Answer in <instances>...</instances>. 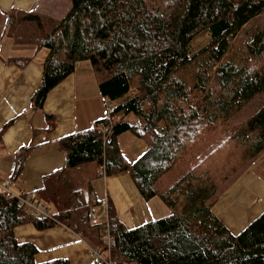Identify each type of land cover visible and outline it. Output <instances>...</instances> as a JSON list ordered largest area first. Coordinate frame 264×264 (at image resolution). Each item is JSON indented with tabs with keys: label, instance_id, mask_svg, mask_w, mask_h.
I'll return each mask as SVG.
<instances>
[{
	"label": "trees",
	"instance_id": "16d2710c",
	"mask_svg": "<svg viewBox=\"0 0 264 264\" xmlns=\"http://www.w3.org/2000/svg\"><path fill=\"white\" fill-rule=\"evenodd\" d=\"M6 15L5 33L16 45L47 51L32 108L42 109L89 61L110 111L59 139L65 165L44 175L37 195L54 207L52 219L0 194V264H72L37 263L36 245L16 237L20 225L61 223L103 246L106 222L117 264H264V212L235 234L213 211L264 154V0H70L58 19L14 9ZM202 32L209 41L192 53ZM45 117L52 131L56 118ZM128 131L148 142L135 161L117 139ZM33 148L15 153L13 180ZM125 172L144 200L159 196L171 213L129 229L108 199L107 220L96 222L91 209L103 200L94 181Z\"/></svg>",
	"mask_w": 264,
	"mask_h": 264
},
{
	"label": "crops",
	"instance_id": "0c3cea01",
	"mask_svg": "<svg viewBox=\"0 0 264 264\" xmlns=\"http://www.w3.org/2000/svg\"><path fill=\"white\" fill-rule=\"evenodd\" d=\"M58 4L57 0H0V183L11 177L17 150L33 146L22 173L14 181L34 196L42 187L44 175L65 165L59 139L108 116L89 61L77 64L75 72L49 93L42 109L31 106L32 96L42 84L47 51L16 45L5 33L6 13L13 9L54 10ZM47 113L56 118L52 131L47 130ZM94 188L98 199L114 203L129 229L171 213L159 196L144 200L127 172L100 177L94 181ZM97 210L98 216L104 217L100 222H105L107 213L102 207ZM213 211L235 234L264 212V154L224 192ZM15 234L20 242L36 245L37 263L68 259L72 264H94L91 247L102 245L91 244L61 223L45 230L26 223L18 226Z\"/></svg>",
	"mask_w": 264,
	"mask_h": 264
},
{
	"label": "built area",
	"instance_id": "2783aa9c",
	"mask_svg": "<svg viewBox=\"0 0 264 264\" xmlns=\"http://www.w3.org/2000/svg\"><path fill=\"white\" fill-rule=\"evenodd\" d=\"M108 110V115H109ZM105 133H109V128H104ZM103 171L101 172V174ZM0 194L4 195L7 199H15L19 206L28 212L41 217L52 219L53 213L47 203L37 196L29 193L24 187H20L11 178H7L3 183H0ZM102 207L104 212L107 213L108 202L103 200ZM91 217L95 220L97 218V208L91 209ZM103 238L106 240L105 245L92 246L91 251L94 257V264H117L112 257V247L116 245L115 237L110 233V226L106 222L103 228Z\"/></svg>",
	"mask_w": 264,
	"mask_h": 264
},
{
	"label": "rangeland",
	"instance_id": "374dc122",
	"mask_svg": "<svg viewBox=\"0 0 264 264\" xmlns=\"http://www.w3.org/2000/svg\"><path fill=\"white\" fill-rule=\"evenodd\" d=\"M58 4L56 7H54V10H41L37 11L43 15L46 16H52L54 18H60L63 16L69 9L70 7V0H57ZM251 29H255L257 27V22L256 23H251L249 26ZM210 38L209 33L207 32H202L199 34L191 43V52L196 53L200 48H202L205 44L208 43ZM234 43V48L233 50L239 49L241 46V42L239 40V36L235 37L232 39ZM194 69V66L191 68H187L189 72H192ZM261 99V97L259 98ZM106 104V103H105ZM106 105H105V111H106ZM131 122L136 123L138 119L133 115L130 118ZM119 146L121 150L123 151L124 155L130 160V161H135L137 160L148 148V142L145 141L142 138L137 137L130 131L122 133L121 135L117 136ZM103 177V176H102ZM36 194V192H33ZM48 205V203H47ZM49 206V205H48ZM51 208V213L55 212L54 207L50 204L49 206ZM102 207V206H101ZM103 208V207H102ZM96 222L104 221V217H99L98 216V210H97V218L95 219Z\"/></svg>",
	"mask_w": 264,
	"mask_h": 264
}]
</instances>
